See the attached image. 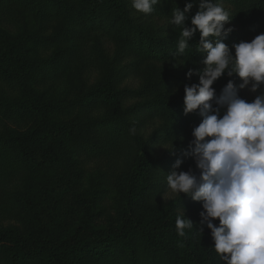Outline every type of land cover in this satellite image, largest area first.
<instances>
[{"label":"rangeland","instance_id":"374dc122","mask_svg":"<svg viewBox=\"0 0 264 264\" xmlns=\"http://www.w3.org/2000/svg\"><path fill=\"white\" fill-rule=\"evenodd\" d=\"M63 1L65 6L79 8L77 0ZM124 2L137 20L147 25H163L155 6L151 13L145 14L135 10L131 0ZM41 6L40 9L26 5L22 0H0V60L13 72L20 70L18 58L31 61L29 69L23 74L30 85L34 82L38 85L35 92L40 97L42 94V97L51 100L81 98L75 114L77 119L111 114L124 104L128 106L134 103L132 100L123 102L122 98L110 99L103 94L107 91L137 90L154 84L158 94L171 95V85L166 78L169 75L180 76L179 89L182 91L185 85L199 82L198 74L190 78L185 75L189 69L199 67L196 61L173 52L165 61L152 62L131 46L122 45L114 39L102 43L106 54L114 52V56L108 63L99 62L91 58L93 48L90 45L98 32L84 35L74 16H51L50 10H54L51 0L42 1ZM60 66H63V73L59 78L54 73ZM90 85L96 86L100 90L98 94L104 98L101 99L96 93L86 94L85 90L92 88ZM1 91L5 92L0 99L9 100L24 98L31 92L28 86L13 85L7 88L3 82H0ZM243 91L253 100L260 89L253 93L246 87ZM156 117L152 112L133 113L129 117L130 130L135 128L136 131L133 134L129 130L130 135L123 138L118 151L108 150L97 154L102 149L94 152L93 145L87 143L82 147L80 139L76 138L75 145H68L67 162L63 161L58 166L40 164L38 168L16 175L7 170L12 161L8 152L0 150V232L11 227L23 242L36 235L58 242L71 235L77 225H85L95 232H101L108 225H117L122 204L121 183L126 181L136 160L141 157L143 169L139 184L142 190L134 200L135 213L142 218H154L162 212L176 219L184 214L193 222V228L186 230L195 243L199 242L209 231L206 225L200 224L202 203L184 193H172L166 182V176L173 170L172 166L178 158L182 163L177 171L191 169L198 175L193 158L185 155L190 151L191 133L195 126L188 129L182 122L165 123ZM65 118L63 116L61 119ZM31 120L32 117L15 125L1 119L0 130H4L3 125L7 124V128L22 132L31 125ZM89 133L85 134L86 137H90ZM105 133L101 129L92 131L91 138H101L104 142ZM6 196H9L10 203H7ZM213 223L218 224V219ZM201 228L200 233L198 230ZM11 244H0V264H9ZM167 244L175 253L177 245L174 240ZM105 248L109 251L113 249L99 246L91 249L88 255L81 256L76 246L70 247L71 263L119 264L121 258L113 259L109 252L104 254ZM37 261H17L16 264H38Z\"/></svg>","mask_w":264,"mask_h":264},{"label":"trees","instance_id":"16d2710c","mask_svg":"<svg viewBox=\"0 0 264 264\" xmlns=\"http://www.w3.org/2000/svg\"><path fill=\"white\" fill-rule=\"evenodd\" d=\"M22 1L26 5L41 9V2L44 0ZM51 1L54 7V10H50L51 16H74L84 35L98 32L90 43L93 48L91 58L107 63L114 56V52L111 55L106 54L102 43L104 40L109 42L113 39L122 45L131 46L149 61L167 60L173 52H177L181 32V26L169 23L173 10L177 7L183 10L185 3L191 2L193 7L186 14L184 22L186 27L191 26V17L198 10L200 3V0H160L153 6L157 9V13H160L163 25L153 26L132 16L124 0H77L79 8L65 6L63 0ZM219 2L231 16L225 23V28H232L231 32L226 36L222 35L219 39L228 45L233 54L234 44L250 41L257 34L264 33V0H219ZM166 32L169 34L167 35ZM199 38L200 33L197 30L188 41L189 48L182 54L197 62L199 67L195 70L203 68L202 61L206 56V52L196 50L199 46ZM17 63L20 70L13 72L0 60L1 83H5L7 88L19 85L24 88L28 86L31 90L24 98L0 99V120H8L12 122L8 124L17 125L29 121L32 117L31 125L22 132L7 128V124L3 125L4 130H0V150L7 151L12 160L10 165L7 162L4 164L9 165L7 170L13 175L38 168L40 164L52 163L58 166L63 161L67 162L68 145H75L76 138L80 139L82 147L87 143L93 145L94 152L102 149L97 154H103L108 150L118 151L123 138L130 135L129 117L139 111L152 112L157 116L156 118L164 120L165 123L182 122L188 129L197 126L202 120L198 110L184 113V91L179 89L181 78L178 75L166 77L171 85V95L162 92L158 94L154 84H147L137 90L107 91L103 94L110 99L122 98L123 102L132 100L134 103L128 106L124 104L126 106L122 105V108L111 114L103 116L95 114L89 119H77L75 114L79 109L81 98L76 96L73 100L71 98L51 100L42 97V94L41 98L35 92L38 85L35 82L30 85L23 74L29 69L28 65L32 64L31 61L28 62L20 57ZM62 67L57 68L54 73L59 78L63 73ZM230 79L237 86L242 83L241 78L235 73L231 77L225 73L212 85L217 95ZM91 87L85 90L86 94L96 93L101 99L104 98L103 95L98 94L100 90L96 86ZM4 92H0V98L4 96ZM238 95L248 102L252 101L245 95L243 89H238ZM222 114L223 109H221ZM63 116H66L64 120L61 119ZM99 129L106 132L103 136L104 142L101 138H91V132ZM89 131L90 137H86L85 134ZM142 169L143 163L139 157L129 177L121 183L122 204L119 223L108 225L101 232L92 231L85 225H77L71 235L58 242L38 235L28 242H23L14 228L3 229L0 232V244L12 243L9 264H16L17 261L32 263L37 259L38 264H72L70 260L72 252L69 248L73 246L80 250L81 256L88 255L95 247L110 246L113 249L109 251L105 248L103 253L109 252L113 259L121 258L119 264H224L213 248L214 241L210 229L199 242L195 243L187 230L183 237L177 234L174 216L161 212L154 218H142L135 213L134 200L142 190L139 184ZM7 197L9 196L5 198ZM6 201L11 202L8 198ZM170 240H174L177 245L175 253H172L167 244Z\"/></svg>","mask_w":264,"mask_h":264},{"label":"clouds","instance_id":"9594fccd","mask_svg":"<svg viewBox=\"0 0 264 264\" xmlns=\"http://www.w3.org/2000/svg\"><path fill=\"white\" fill-rule=\"evenodd\" d=\"M159 2L131 0L133 8L145 14ZM192 7L186 2L183 10L174 9L169 23L181 26L178 53L189 48L197 30L196 50L206 52L203 68L185 74L188 78L198 74L199 82L185 85L183 97L184 113L198 110L202 117L185 153L193 158L198 175L191 169L177 171L182 163L178 158L166 176L167 186L174 194L184 193L202 203L200 224L210 229L213 248L224 264H264V33L234 44L233 54L219 39L232 31L225 28L231 16L223 4L200 0L191 26L186 27ZM225 73L229 77L235 73L242 83L237 86L230 79L217 95L212 85ZM246 87L253 93L260 89L251 102L238 95V89ZM175 226L183 237L193 222L183 214Z\"/></svg>","mask_w":264,"mask_h":264}]
</instances>
